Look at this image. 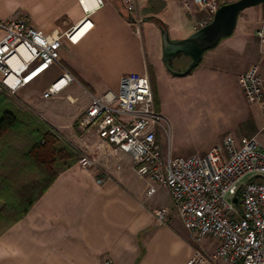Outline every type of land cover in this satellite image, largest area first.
<instances>
[{
    "label": "crops",
    "instance_id": "obj_1",
    "mask_svg": "<svg viewBox=\"0 0 264 264\" xmlns=\"http://www.w3.org/2000/svg\"><path fill=\"white\" fill-rule=\"evenodd\" d=\"M99 1L83 0L86 14L79 0H0V21L23 18L51 38L84 18L92 25L76 44L65 43L60 50L61 65L75 79L62 92L71 105L77 97L68 91L78 90L86 100L61 113L40 110L37 115L59 135L73 136L76 132L73 142L77 153L90 149L96 139L95 133L85 134L76 127L93 97L116 94L123 75L147 72L149 77L150 66L171 76L161 59L160 28L151 18L166 25L171 39L188 36L168 20L169 10L181 1L183 4V0H134L136 9L132 12L126 3L130 0ZM181 10L182 20L189 18L183 7ZM136 20L142 21L139 33L135 30ZM178 69L175 71L179 73L185 70ZM60 74L61 69L52 66L16 95L24 102L30 95L47 101L42 93ZM93 150L92 146L90 152ZM99 164L98 168L82 170L75 162L58 173L29 212L0 235V264L187 262L194 252L184 257L175 249L177 238L168 225L178 218L168 192L160 188L146 198V184L131 169L126 156L121 157L119 170L114 169L113 161L100 160ZM105 165L110 175L99 184L97 178ZM161 208L170 214L167 225L158 223L152 215V210Z\"/></svg>",
    "mask_w": 264,
    "mask_h": 264
},
{
    "label": "built area",
    "instance_id": "obj_2",
    "mask_svg": "<svg viewBox=\"0 0 264 264\" xmlns=\"http://www.w3.org/2000/svg\"><path fill=\"white\" fill-rule=\"evenodd\" d=\"M233 1L183 0L192 31L211 23L219 7ZM79 2L87 14L83 0ZM126 3L129 11L136 9L134 0ZM141 24L136 20L137 33ZM91 27L84 18L51 38L23 18L0 21V91L14 95L57 66L61 74L42 98L62 92L75 79L61 65L60 50L65 43L76 44ZM255 37L263 57L238 76L246 100L260 113L253 136L235 140L225 135L204 154L174 156L161 141L164 120L155 110L147 72L121 76L118 92L93 97L76 124L78 131L96 136L92 152L91 146L78 153V167L98 168L104 160L113 161L119 170L121 157H128L131 169L146 184L144 196L165 189L183 228L196 241L205 236L216 239L211 258L225 264H264V22ZM101 170L99 184L110 175L106 165ZM152 215L162 225L171 219L164 208L152 210ZM208 262L202 252H194L185 264Z\"/></svg>",
    "mask_w": 264,
    "mask_h": 264
},
{
    "label": "rangeland",
    "instance_id": "obj_3",
    "mask_svg": "<svg viewBox=\"0 0 264 264\" xmlns=\"http://www.w3.org/2000/svg\"><path fill=\"white\" fill-rule=\"evenodd\" d=\"M183 4L181 1L179 6H172L168 20L169 23L173 22L176 27H180L184 32L183 35H189L192 33L191 21L187 17L182 20L181 7L185 9ZM187 16L190 17L188 14ZM263 22L264 3L244 8L238 14L236 26L231 35L222 38L215 47L205 51L200 62L186 77L171 73V76H166L165 73H161V69L154 66V70L153 66H150L149 77L155 91V110L164 120L161 141L165 147H169L174 156L204 154L205 151L219 144L225 135H231L235 140H240L257 133L260 126V113L246 100L238 76L250 66L257 64L263 57L255 37V31ZM187 62H190L189 58L179 56L170 63V68L175 71L178 67L181 72L187 66ZM79 92L78 90L68 91L71 96L77 97L72 105L64 92L47 101L40 99L38 95H30L29 100L25 102L16 94H4L11 98L16 106L37 116L40 110L61 113L73 104L80 106L86 99L85 96H79ZM74 135L58 134L72 148L75 146ZM258 139L263 140L262 137ZM4 141L10 143L16 153L27 144L14 135L5 138ZM9 152L11 158L14 153ZM19 169L20 167H16L12 171L9 167V177L16 175L15 170ZM7 171L8 167L0 170V175ZM38 173L28 171L21 173L17 178L18 186L39 182L43 176L40 172ZM168 227L177 238L175 249L179 251V254L186 257L191 252H202L208 258V264H225L223 261L211 258L218 244L216 239L205 236L196 241L178 219L172 220Z\"/></svg>",
    "mask_w": 264,
    "mask_h": 264
},
{
    "label": "trees",
    "instance_id": "obj_4",
    "mask_svg": "<svg viewBox=\"0 0 264 264\" xmlns=\"http://www.w3.org/2000/svg\"><path fill=\"white\" fill-rule=\"evenodd\" d=\"M151 19L160 30L166 29L158 19ZM152 92L155 102L153 88ZM13 135L27 142L23 148L18 149V153L10 143L4 141ZM9 151L14 153L11 158ZM77 155L76 150L65 143L53 128L37 116L14 105L11 98L0 92V170L8 167V171L0 175V235L29 212L58 173L75 164ZM15 166L20 169L15 170L16 175L9 177V167L13 171ZM25 171L34 174L40 172L43 177L39 182L20 187L17 178ZM44 171L48 173L45 174Z\"/></svg>",
    "mask_w": 264,
    "mask_h": 264
},
{
    "label": "water",
    "instance_id": "obj_5",
    "mask_svg": "<svg viewBox=\"0 0 264 264\" xmlns=\"http://www.w3.org/2000/svg\"><path fill=\"white\" fill-rule=\"evenodd\" d=\"M263 3L264 0H237L224 4L219 7L211 23L191 33L184 39H171L168 31L161 29V59L165 68L172 75L189 74L200 62L205 51L215 47L222 38L231 35L240 11L246 7ZM178 55L185 56L190 60L183 73L176 72L170 68V62L176 59ZM236 200L234 199V202Z\"/></svg>",
    "mask_w": 264,
    "mask_h": 264
}]
</instances>
